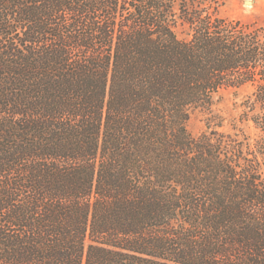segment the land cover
Returning <instances> with one entry per match:
<instances>
[{"label": "trees", "instance_id": "16d2710c", "mask_svg": "<svg viewBox=\"0 0 264 264\" xmlns=\"http://www.w3.org/2000/svg\"><path fill=\"white\" fill-rule=\"evenodd\" d=\"M224 3L0 0V264H264V25Z\"/></svg>", "mask_w": 264, "mask_h": 264}, {"label": "rangeland", "instance_id": "374dc122", "mask_svg": "<svg viewBox=\"0 0 264 264\" xmlns=\"http://www.w3.org/2000/svg\"><path fill=\"white\" fill-rule=\"evenodd\" d=\"M220 13L232 19H239L247 23L258 22L264 25V0H225L224 5L220 8ZM251 91V86H243L238 90L228 89L223 91V98L217 106L228 117L225 129H230L231 120L240 115L241 103ZM243 127L248 133H255V129L251 124H245ZM188 128L193 135L205 131L207 129L205 113L201 111L194 113L188 122Z\"/></svg>", "mask_w": 264, "mask_h": 264}]
</instances>
